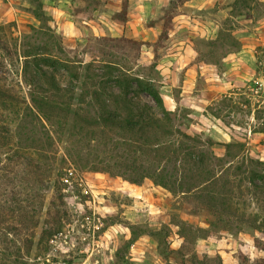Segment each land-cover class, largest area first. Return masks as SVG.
Wrapping results in <instances>:
<instances>
[{
  "label": "rangeland",
  "instance_id": "374dc122",
  "mask_svg": "<svg viewBox=\"0 0 264 264\" xmlns=\"http://www.w3.org/2000/svg\"><path fill=\"white\" fill-rule=\"evenodd\" d=\"M0 41L2 82L22 88L29 105L33 94L44 95L33 92L35 83L68 90L51 121L10 118V142L48 156L0 160V264H255L264 257L263 231L199 200L193 185L201 178L189 172L187 156L167 164L147 158L131 136L101 124L100 101L79 97L102 87L124 95L130 84L127 96L155 105L147 92L135 97L139 82L153 84L176 129L202 134L204 143L243 142L245 155L264 161V0H0ZM190 66L197 69L188 74ZM172 140L193 145L179 134ZM199 147L211 155L207 144ZM212 149L215 173L233 182L242 158ZM134 163L166 168L183 188L174 193L151 178L131 183Z\"/></svg>",
  "mask_w": 264,
  "mask_h": 264
},
{
  "label": "trees",
  "instance_id": "16d2710c",
  "mask_svg": "<svg viewBox=\"0 0 264 264\" xmlns=\"http://www.w3.org/2000/svg\"><path fill=\"white\" fill-rule=\"evenodd\" d=\"M230 37L233 38L232 36ZM217 41L219 39L211 41V43L215 44ZM236 42L240 44V41L236 40ZM1 44L6 49L4 40H2ZM4 78L0 74V160H2L4 155L8 157V162L23 159L28 164H32L34 160H44L48 156L46 149H41L40 147L33 150L29 148L21 150L10 142V139L13 140L12 135L14 133L10 128V118L16 117L18 119L21 115L23 121H26L27 118H34L37 121H51L54 118V114L57 115L60 111V107L55 100L64 97L68 90L62 91L63 89L56 84L44 87L39 83H35L36 91L33 92L37 93L38 90L44 95L43 97L35 98V94H33L30 98L31 105H29L23 89L15 90L6 85L2 82ZM128 86L130 84L125 86L126 94L130 92V87ZM138 86L140 89L135 92L137 93L136 99H138V94L141 92H147L152 96L155 105L143 103V106H141L126 94H109L106 87L98 88L91 92L83 90L79 97L84 98L87 94H90L92 98L100 101L101 111L103 112L101 124H105L110 129H119L126 136H131L135 148L140 150L142 155H147V158H154V161L158 162V164L164 161L167 164L170 161V156H180L181 154L187 156L189 158L187 162L192 169L189 172L201 178L199 186L193 185L195 188L200 187L197 192L199 200L209 207L234 216L251 227L264 232V161L260 158L245 155L246 145L243 142L222 143L207 139L206 143H204L201 137L202 134L191 136L176 129L172 116L173 111L166 107L159 90L153 84H146L144 87L139 82ZM102 93L110 97H107L109 103L101 99ZM157 114H161V116ZM212 115L214 114L212 113ZM85 122L89 123L86 120ZM260 131L264 132V129ZM177 134L191 140L193 145L189 149L183 147V142L177 145L172 140ZM32 142H35V140L32 139ZM206 144L211 147V155L200 150L199 146ZM216 145L225 148L226 156L242 158V164L238 166L240 175L231 183L224 182V177L217 175L215 169L212 168V164L209 163L214 158L215 152L212 148L216 147ZM30 151L36 157H32L33 155ZM136 160V163L140 162V158ZM136 163L132 166L135 175L128 179L131 183L141 184L144 179L151 178L156 184L174 193L176 192V186L183 188V183L178 182L177 178L172 179L173 175L169 174L166 168L158 169L159 166H157L156 169H152V167H146L143 163L139 165ZM0 179H3L1 173ZM192 184L194 183H191V186ZM57 188L61 192V199L64 200L63 189L59 185H57ZM190 189L191 187L187 191H190ZM49 236H52V232L49 233ZM255 264H264V257Z\"/></svg>",
  "mask_w": 264,
  "mask_h": 264
},
{
  "label": "crops",
  "instance_id": "0c3cea01",
  "mask_svg": "<svg viewBox=\"0 0 264 264\" xmlns=\"http://www.w3.org/2000/svg\"><path fill=\"white\" fill-rule=\"evenodd\" d=\"M196 69H197V68H196ZM196 69H195L193 66L188 67V68H187L188 74L191 73V72H193V71H195ZM190 81H191V79H188V82H189V83H190ZM192 83H193V82H191L190 84H192ZM187 91L189 92V90L186 89L185 91H183V92L181 93V95H184L185 93H187ZM182 102H183L184 104H190L189 101H188V98H187V97H184V98L182 99Z\"/></svg>",
  "mask_w": 264,
  "mask_h": 264
}]
</instances>
